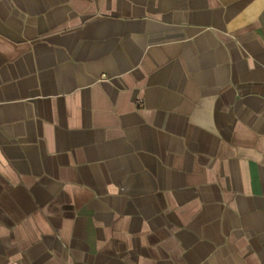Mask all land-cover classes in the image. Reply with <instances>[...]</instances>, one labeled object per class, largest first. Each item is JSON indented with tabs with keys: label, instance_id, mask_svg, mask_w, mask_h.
I'll list each match as a JSON object with an SVG mask.
<instances>
[{
	"label": "crops",
	"instance_id": "1",
	"mask_svg": "<svg viewBox=\"0 0 264 264\" xmlns=\"http://www.w3.org/2000/svg\"><path fill=\"white\" fill-rule=\"evenodd\" d=\"M0 264H264V0H0Z\"/></svg>",
	"mask_w": 264,
	"mask_h": 264
}]
</instances>
